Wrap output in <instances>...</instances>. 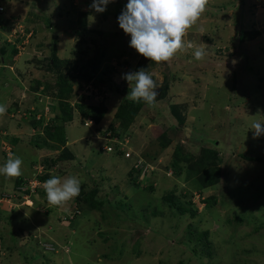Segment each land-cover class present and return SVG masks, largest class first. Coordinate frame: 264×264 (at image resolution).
<instances>
[{"label":"rangeland","instance_id":"1","mask_svg":"<svg viewBox=\"0 0 264 264\" xmlns=\"http://www.w3.org/2000/svg\"><path fill=\"white\" fill-rule=\"evenodd\" d=\"M127 2L111 0L101 13L90 7L93 0H0L4 8L0 15L7 26L0 27V47L15 42L19 48L13 63L0 67V104L7 108L0 116V167L10 155L21 158L20 177L29 185L26 192L25 185L15 186L18 178L0 175V263L264 264V162L240 154L264 159V134L254 138L250 129L254 121L264 123V0H209L183 37L185 44L191 42L194 47L178 51L151 71L157 89L164 76H170L166 95L156 97L152 106L145 103L126 136L118 138L106 128L116 123L121 97L133 86L123 76L141 69L145 59L129 46L131 37L118 23ZM80 11L87 13L88 30L83 36L87 40L100 37L106 51L102 65L120 71L110 73L118 93L92 97V86L87 85L72 94L73 103L81 96L88 103L105 100L106 114L99 123L87 125L88 119L75 115L65 127L66 144L75 157L46 169L41 162L62 147L30 126L41 115L46 121L52 105L47 97L31 91L30 79L41 73L30 67L32 74L26 77L25 61L50 54L55 32L57 56H71L80 38L73 33L79 27ZM25 28L35 34L17 43V31L22 34ZM240 29L259 34L241 42ZM196 47L204 49L201 60L194 59ZM170 103L187 104L185 127L175 132L171 144L180 141L195 151L203 143L222 155L221 180L201 194L188 192L183 175L173 174L168 165L172 146L163 149L156 139L173 125ZM11 137L19 139L13 144ZM32 141L43 145L37 147ZM107 146L111 150L103 149ZM155 156L159 169L151 171L147 168L152 165L142 163H151ZM137 160L141 171L134 172L138 182L134 183L128 172ZM165 166L170 169L166 171ZM45 173L61 180L77 177L84 191L96 188L98 197L105 200V210L114 211H105L103 217L101 210L81 209L73 217L74 200L49 205L43 183L38 185L37 180ZM149 183L154 190L147 189ZM171 191L182 201L191 200L197 213L173 214L162 201ZM209 196H215L216 202L207 207L203 200ZM141 208H149L148 217H143ZM155 209L158 214L152 216ZM188 224L197 231H209L210 256L198 257L189 249Z\"/></svg>","mask_w":264,"mask_h":264},{"label":"trees","instance_id":"2","mask_svg":"<svg viewBox=\"0 0 264 264\" xmlns=\"http://www.w3.org/2000/svg\"><path fill=\"white\" fill-rule=\"evenodd\" d=\"M0 6L2 7L0 12H2L4 8L1 4ZM86 15L87 13L85 11H80L78 15L79 27L74 29L73 33H75L76 36L78 35L80 38L75 40V48L71 50V56L65 58H60L57 56V41L55 32V38L51 42L49 48L50 54H46L44 57L33 56V59L31 58L25 61V68L28 69L26 77L32 74L31 68H35L39 73H41L37 78L34 77L30 79L32 82L30 85L31 91H33L35 95L38 94V96L40 95L47 97V102L52 105L50 108V115L46 121V118L41 115L37 119L33 118V120L30 121V126L37 132L41 131L47 141H52L53 143L62 147V149L55 156L45 157L41 162L46 169H52V167L56 166L57 164L71 160L75 157L73 151H71L66 144L67 139L65 136V127L73 121L75 115L79 116L80 118H86L88 121L90 120L91 123L94 122L97 124L106 114L107 105L105 104V100L103 101L102 99L98 103H88L85 102L83 100L84 97L81 96L80 98L82 99L76 100L73 103L70 101L72 94L80 93L86 88L87 85L92 86L91 89L93 92L90 94H93L92 97L99 96L100 98H107L105 95L108 92L118 93L117 86L112 81L110 73L112 71H120L114 66L110 67V64H105V66L102 65L103 58L106 56V51H104L103 45L99 41L100 37H91L90 40H87L86 37L83 36L88 30V25L85 20ZM11 24H14V19L12 20ZM11 24H9L10 29L12 28ZM0 27H7L6 21L3 17H1V15ZM17 32V43H20L22 39H24L25 35L29 34V37H32V35L35 34L34 30L31 28H25V30L23 29V31H21L22 34H20L19 31ZM99 33L101 32L99 31ZM258 34L259 32L254 29H240L237 37L239 41L244 42L246 40L253 39ZM7 47H10V49L8 50ZM36 47L42 50L41 47L37 45ZM218 51L221 52L222 50L218 48ZM18 53L19 48L15 42H5V44L0 47V67L4 68L8 64L13 63ZM157 65V63L145 58L142 68L151 74V71ZM129 72L130 71H127V73ZM171 82L170 76L165 75L164 83L157 89V99L166 95L165 90L169 88ZM131 88L132 87L128 89L126 88L125 90L130 92ZM144 104L145 102L143 100L140 102H133L127 98V95H122L121 101L118 104L114 114L116 123L110 124L106 128V131L112 132V135L118 138L125 137L130 124L134 121L135 117L141 111V108ZM169 105L172 116L171 118L175 121L173 120V125L170 129L166 128L156 139L163 149H167L172 146L171 159L169 160L168 165L171 167L173 174L179 178L183 175L182 177L185 181V184L187 185L186 189L188 192H197L201 194L203 189L212 187L221 180L222 173H224L222 170V155L214 147L203 145V143H198V148L195 151L188 149L180 141H177L174 145H172L171 142L175 136V132L181 129L183 130L185 127L184 124L187 120V104L170 103ZM18 108L19 107L16 106L17 110ZM45 122L46 127L43 128L42 125ZM85 123L86 122H84V124ZM11 139L12 143L15 144L19 138L11 137ZM28 141L30 142V139H28ZM33 144L37 147H41L43 145L37 141H34ZM47 146L48 148L52 147L51 144H48ZM252 151L253 150H251V152ZM240 154L246 159L264 162V159L259 156H248L244 155L243 153ZM129 157H131V154ZM138 161L139 160H137L136 164H134L128 172V175L131 177L130 179L134 183H138L133 177L134 172L137 171V173H140L141 171V163ZM157 161L158 157L155 156L151 162L152 164L150 162L147 163L148 161L146 160H144L142 164L144 165L146 163L147 166L152 165L151 167L148 166L147 169L156 171L159 169V167H157ZM170 167L165 166L166 170L167 168L170 169ZM37 178L40 182L44 183V181L50 177L45 173L38 175ZM23 185H25L24 191L29 192V185L27 182L24 181V178L18 177L15 182V186L20 188ZM81 187L79 196L72 199L74 200L73 202L75 203L76 207L79 208V211L81 209L101 210L103 217L105 216V211H114L113 209L111 210L108 208L105 210V200L98 197V190L96 188H91L88 191H84ZM147 189L154 190L155 188L153 184L149 183L147 185ZM261 194H264L263 190H261ZM162 201L169 206L170 211L175 215H184L187 212H189L191 215H195L197 213V207L192 204L191 200L182 201L180 197L173 194L172 191L163 196ZM203 202L207 207H210L216 202V198L215 196H209L204 198ZM70 203H72V201ZM75 209L76 208H74V210ZM148 209L149 208L140 209L143 217L147 216L146 212ZM71 214H73L74 217L76 212ZM157 214L158 209L151 211L152 216H157ZM187 227L189 229L187 240L189 249L193 251L194 255L198 257H202L204 253H206L207 256H210L211 243L209 241V231L207 229L197 231L194 229L193 224H188ZM197 252H199V254H197Z\"/></svg>","mask_w":264,"mask_h":264},{"label":"clouds","instance_id":"3","mask_svg":"<svg viewBox=\"0 0 264 264\" xmlns=\"http://www.w3.org/2000/svg\"><path fill=\"white\" fill-rule=\"evenodd\" d=\"M110 2L111 0H93L90 7L102 13ZM208 2L209 0H128L118 17V23L125 34L131 37L129 46L146 59L159 64L171 60L178 51L194 47L191 42L185 44L183 37L205 12ZM193 55L195 60L203 59L204 49L196 47ZM123 78L129 85H133L127 94L129 100L133 102L143 100L149 106L154 104L158 86L152 74L141 68L124 74ZM6 111V106L0 104V116ZM262 125L264 123L258 121L251 124L250 129L254 130V138L264 134ZM22 163L21 158L10 155L6 164L0 167V175L6 179L20 177ZM38 182V185L42 184L39 180ZM80 183L75 176L63 180L55 176L47 179L43 183V189L48 204L62 206L78 197ZM73 206L76 208L73 212L78 213L75 203Z\"/></svg>","mask_w":264,"mask_h":264},{"label":"built area","instance_id":"4","mask_svg":"<svg viewBox=\"0 0 264 264\" xmlns=\"http://www.w3.org/2000/svg\"><path fill=\"white\" fill-rule=\"evenodd\" d=\"M0 10H2V7L0 6ZM87 123H91V121L89 120L88 122H86L85 124H87ZM103 149H105V150H111V148L109 147V146H107V147H103ZM125 156H130V153L129 152H125Z\"/></svg>","mask_w":264,"mask_h":264},{"label":"bare ground","instance_id":"5","mask_svg":"<svg viewBox=\"0 0 264 264\" xmlns=\"http://www.w3.org/2000/svg\"><path fill=\"white\" fill-rule=\"evenodd\" d=\"M129 157V156H128Z\"/></svg>","mask_w":264,"mask_h":264}]
</instances>
